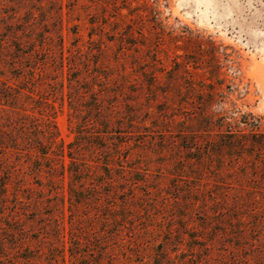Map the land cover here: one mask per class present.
<instances>
[{
  "label": "rangeland",
  "instance_id": "374dc122",
  "mask_svg": "<svg viewBox=\"0 0 264 264\" xmlns=\"http://www.w3.org/2000/svg\"><path fill=\"white\" fill-rule=\"evenodd\" d=\"M0 130V264H264V0H0Z\"/></svg>",
  "mask_w": 264,
  "mask_h": 264
},
{
  "label": "trees",
  "instance_id": "16d2710c",
  "mask_svg": "<svg viewBox=\"0 0 264 264\" xmlns=\"http://www.w3.org/2000/svg\"><path fill=\"white\" fill-rule=\"evenodd\" d=\"M100 102L95 99L94 104L92 106L93 111L99 110V104ZM109 122V120H105L102 122V126L104 128H108L105 123ZM1 130H0V147H2L3 143L1 142L2 137H1ZM4 134V133H3ZM36 136V137H35ZM33 139H30L28 142L29 149H33L36 153H39L40 157L34 160L36 163L35 169L36 171L40 172L41 166H42V161L46 164L49 163L50 165L47 166L48 168V173L51 174L52 171H55L53 166L51 165V162L57 161L60 164V167L62 170L65 168V163H64V147L63 144H58L56 141L57 138V132L56 128L50 123H45V126L42 129L35 128V134H34ZM222 138H225L223 140H220L219 142V148H225L227 150H232L234 149V136L228 135V136H223ZM194 143L197 142V140H193ZM188 149L189 153H192L191 156L187 157L188 160H190L191 165L192 164H198L202 161V156L204 155L207 158H210L212 151L210 147H203L201 148H192V147H186ZM194 149V150H192ZM71 151V150H70ZM72 152H68L66 155L69 158V174L71 175L72 179L70 180L69 187H70V193H71V187H73V180L75 179L74 177L81 174L83 171L86 169H83L81 166V163L75 160V158L71 157ZM194 153V154H193ZM53 157V158H51ZM42 160V161H40ZM105 166H107L109 163L105 162ZM77 166L76 170H73V166ZM81 178H78V181H80Z\"/></svg>",
  "mask_w": 264,
  "mask_h": 264
}]
</instances>
